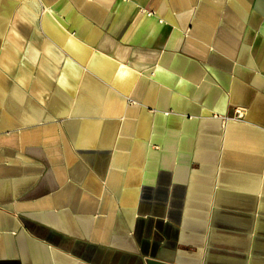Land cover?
<instances>
[{"label": "crops", "instance_id": "obj_1", "mask_svg": "<svg viewBox=\"0 0 264 264\" xmlns=\"http://www.w3.org/2000/svg\"><path fill=\"white\" fill-rule=\"evenodd\" d=\"M148 262L264 264V0H0V264Z\"/></svg>", "mask_w": 264, "mask_h": 264}, {"label": "built area", "instance_id": "obj_2", "mask_svg": "<svg viewBox=\"0 0 264 264\" xmlns=\"http://www.w3.org/2000/svg\"><path fill=\"white\" fill-rule=\"evenodd\" d=\"M233 119L240 120L241 119V113H239L237 111L236 114H235V117Z\"/></svg>", "mask_w": 264, "mask_h": 264}, {"label": "water", "instance_id": "obj_3", "mask_svg": "<svg viewBox=\"0 0 264 264\" xmlns=\"http://www.w3.org/2000/svg\"><path fill=\"white\" fill-rule=\"evenodd\" d=\"M148 264H161V263H157V262H148Z\"/></svg>", "mask_w": 264, "mask_h": 264}]
</instances>
